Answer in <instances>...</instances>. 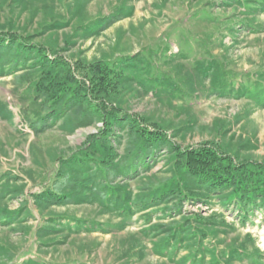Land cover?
I'll return each mask as SVG.
<instances>
[{"label":"rangeland","instance_id":"rangeland-1","mask_svg":"<svg viewBox=\"0 0 264 264\" xmlns=\"http://www.w3.org/2000/svg\"><path fill=\"white\" fill-rule=\"evenodd\" d=\"M6 34L66 70L0 63V264H264V205L244 213L233 198L206 204L188 193L163 201L181 185L166 151L150 170L113 179L132 214L105 208L100 193L112 181L103 173L82 187L102 190L93 202L48 207L36 198L72 194L77 160L109 153L89 139L113 115L264 174V0H0ZM95 66L110 74L104 83ZM71 76L107 117L84 125L74 95L55 105L51 81ZM112 133L123 157L129 138Z\"/></svg>","mask_w":264,"mask_h":264},{"label":"trees","instance_id":"trees-1","mask_svg":"<svg viewBox=\"0 0 264 264\" xmlns=\"http://www.w3.org/2000/svg\"><path fill=\"white\" fill-rule=\"evenodd\" d=\"M4 60H9V62L16 64L15 66H18L19 61L28 63L37 60L40 61L42 67L48 70L52 68H56L58 71L66 70L63 61L52 60L43 53L41 48L31 46L25 39L10 34L0 35V63ZM91 72L94 78L95 72H97L96 78H99L98 82L101 83H104L110 75L99 66L91 68ZM51 82L49 89L53 87L49 90V93L55 105L60 104L63 97L74 95L77 100L73 101V105H78V116L84 125H91L97 118L103 119L107 117V114L91 101L87 96L86 89L82 88L81 83L73 76L69 77L65 83H58V85L53 83V81ZM56 88L58 91L54 93L53 90ZM52 116H54V112H51L43 119L44 123L48 124ZM111 119L105 120V125L107 126L105 130L89 139V145L101 146L107 149L109 153L98 161L92 156H87V158L90 157L89 160L86 158L77 160L78 168H75L76 172L70 176V182H72L70 186H73L72 188L74 189L72 194L65 195L59 191L47 194L42 193L36 196L37 199L44 201L42 203L48 204V207L69 203L93 202L96 198H100L97 194L103 190L100 193L102 197L100 199L105 208H119L123 212L131 211L128 208L126 194L123 193V185H115L113 179L120 177L126 180L130 179L143 167L146 170H150L152 168L151 164H155L157 160V155L166 151L171 156V161L174 158L176 159L178 170H175L179 171L178 180L181 185L176 189L162 193L159 198L163 199V201L177 196L176 194L179 195V193H181L180 196L185 197L183 195L188 193L190 197H194L206 204L212 202L211 200L215 196H218L223 202L233 198L240 211L244 213L263 207L264 174L259 167L244 164L238 166L231 159L209 148L181 150L168 140L162 131L155 128L151 131L144 124L137 122V119L132 116L118 117L113 115ZM117 127L124 130L129 138L126 146L127 152L123 157L116 155L112 148V132ZM94 161L98 165L95 168L97 173L92 171L91 175V169L89 171L87 169L88 167L91 168L89 164L94 163ZM68 163L71 165L72 160ZM86 165L88 167H84ZM104 172L107 173L104 174ZM102 173L112 181L111 187H103L102 190H98L97 194H95L93 189H91L90 193H86L84 185L93 184L94 187L92 176L98 177V174ZM79 183L80 186H78ZM90 187L92 188V186ZM152 202L153 200L149 203L152 204ZM132 213L133 211L130 212V214ZM241 218L244 219L243 217ZM11 219H13L12 215H2L4 224H9ZM173 237L177 238L175 235ZM181 241L182 239H179L177 243H181ZM25 264L34 263L27 262Z\"/></svg>","mask_w":264,"mask_h":264},{"label":"crops","instance_id":"crops-1","mask_svg":"<svg viewBox=\"0 0 264 264\" xmlns=\"http://www.w3.org/2000/svg\"><path fill=\"white\" fill-rule=\"evenodd\" d=\"M238 90H239V87H237V88L234 89L235 94H237V93L239 94V91Z\"/></svg>","mask_w":264,"mask_h":264}]
</instances>
